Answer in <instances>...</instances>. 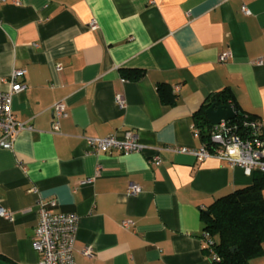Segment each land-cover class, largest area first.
Wrapping results in <instances>:
<instances>
[{
	"label": "crops",
	"instance_id": "obj_1",
	"mask_svg": "<svg viewBox=\"0 0 264 264\" xmlns=\"http://www.w3.org/2000/svg\"><path fill=\"white\" fill-rule=\"evenodd\" d=\"M0 21V90L26 70L12 110L32 126L0 148V205L13 214L0 215V256L37 264L38 202L55 199L79 215L75 264H212L202 210L259 173L169 147L205 144L195 113L224 88L264 133V0H5ZM58 101L69 114L54 130ZM126 130L141 152H89L85 137ZM248 264H264V242Z\"/></svg>",
	"mask_w": 264,
	"mask_h": 264
},
{
	"label": "built area",
	"instance_id": "obj_2",
	"mask_svg": "<svg viewBox=\"0 0 264 264\" xmlns=\"http://www.w3.org/2000/svg\"><path fill=\"white\" fill-rule=\"evenodd\" d=\"M5 0H0V3ZM16 4H21V0H13ZM241 11L248 15L250 10L243 4ZM1 23V21H0ZM91 29H97L98 24L93 19L90 22ZM229 51H224L219 55L221 61H226L229 57ZM258 64L263 63V59L256 61ZM62 66L57 65V70ZM23 68L14 69L9 77V88L0 90V148L11 149L18 134L25 129H32V126L19 121L12 110L13 95L26 88V83L19 82L18 76L25 74ZM116 101L120 106L125 105V99L122 93L116 94ZM53 120L52 127L58 130L62 118L68 116L67 106L63 101L54 103L51 107ZM249 133L245 136L239 135L231 123V120H222L216 125H212L210 130V147L205 144L198 148L186 147H169L173 151L190 152L199 160L215 156L232 166H241L246 171H260L264 173V133L259 132V124L251 123ZM89 152L100 153L113 149L122 153L141 152L145 145L139 140L136 133L126 130L122 138L110 134L104 137H85ZM153 162L159 163L160 155L152 158ZM94 178L84 180L92 181ZM140 190L137 183L131 182L128 186V193L133 194ZM57 201L50 199L47 201L39 200V217L38 223L34 230L32 238L33 248L40 254L37 264H75L74 248L76 235L79 226V215L75 212H63L56 210ZM0 215L11 220L12 211L0 205ZM133 225L131 220H123L121 226L130 228ZM206 247L211 245L209 235L205 233ZM82 253L90 257L93 255L91 246L83 248ZM215 259H219L214 255Z\"/></svg>",
	"mask_w": 264,
	"mask_h": 264
},
{
	"label": "trees",
	"instance_id": "obj_3",
	"mask_svg": "<svg viewBox=\"0 0 264 264\" xmlns=\"http://www.w3.org/2000/svg\"><path fill=\"white\" fill-rule=\"evenodd\" d=\"M134 76L139 77L140 72H136ZM215 101L233 104L238 109V114L231 123L236 126L235 131L239 135L245 136L249 133L253 122L260 125L256 115L238 106L231 89L224 88L211 95L201 110L195 113L199 134L206 146L212 145L210 140L212 125L208 122L205 109ZM169 102L173 103V100L170 99ZM259 132L262 133L260 126ZM257 172L259 174L251 185L218 197L201 212L204 230L211 241V245L205 248L212 257V264H248L250 259L263 253L264 173ZM214 255L219 259H215ZM0 258L12 263L2 256Z\"/></svg>",
	"mask_w": 264,
	"mask_h": 264
},
{
	"label": "water",
	"instance_id": "obj_4",
	"mask_svg": "<svg viewBox=\"0 0 264 264\" xmlns=\"http://www.w3.org/2000/svg\"><path fill=\"white\" fill-rule=\"evenodd\" d=\"M205 114L212 125L218 124L222 120L234 119L238 114V109L233 104H221L217 101L205 110ZM0 264H13L0 258Z\"/></svg>",
	"mask_w": 264,
	"mask_h": 264
}]
</instances>
